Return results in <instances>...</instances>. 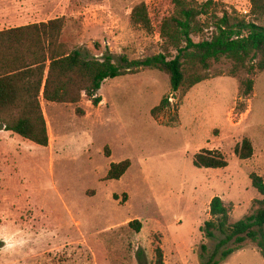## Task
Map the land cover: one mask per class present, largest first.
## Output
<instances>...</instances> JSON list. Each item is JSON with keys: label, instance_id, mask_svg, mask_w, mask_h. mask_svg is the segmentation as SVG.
Here are the masks:
<instances>
[{"label": "rangeland", "instance_id": "1", "mask_svg": "<svg viewBox=\"0 0 264 264\" xmlns=\"http://www.w3.org/2000/svg\"><path fill=\"white\" fill-rule=\"evenodd\" d=\"M25 1L29 22L64 18L71 49L111 55L119 66L163 52L157 33L132 24V9L145 2L153 17L173 11L166 0ZM212 1L252 20L250 0ZM232 68L216 63L206 81L177 92L168 75L142 68L107 80L99 105L86 95L76 104L42 100L48 147L1 128L0 264H156L158 247L164 264H264L250 241L222 261L223 236L206 230L213 198L231 208L232 223L264 199L250 179H264V72ZM244 139L255 150L248 160L235 154ZM202 150L221 152L228 166L196 168ZM125 160L127 173L108 180ZM135 220L140 231L129 225Z\"/></svg>", "mask_w": 264, "mask_h": 264}, {"label": "trees", "instance_id": "2", "mask_svg": "<svg viewBox=\"0 0 264 264\" xmlns=\"http://www.w3.org/2000/svg\"><path fill=\"white\" fill-rule=\"evenodd\" d=\"M100 1V0H97ZM171 14L153 17L149 5L137 4L131 12V22L148 33H157L163 41V52L119 66L111 55L98 59L81 49H71L62 41L65 19L0 31V129L13 132L40 147L50 142L42 100L48 103L81 101L84 95L99 105L98 92L110 79L123 77L142 68L168 75L172 90L190 89L206 81L216 63L223 60L232 65L231 73L264 72V0H250L252 20L236 11L220 8L214 1L166 0ZM194 38H200L198 42ZM247 94L253 90V80L244 81ZM169 104L165 98L154 113ZM249 139L235 148L241 160L254 155ZM198 169H224L228 166L219 151L202 150L194 157ZM131 161L112 164L108 180H120L130 169ZM254 189L264 197V179L253 173ZM247 218L231 222V208L220 197L213 198L212 219L206 223L207 236L220 233L221 260L241 250L246 242L257 245L264 257V199ZM137 231L141 222L129 224ZM156 264H164V252L158 247ZM218 264V262L216 263Z\"/></svg>", "mask_w": 264, "mask_h": 264}, {"label": "crops", "instance_id": "3", "mask_svg": "<svg viewBox=\"0 0 264 264\" xmlns=\"http://www.w3.org/2000/svg\"><path fill=\"white\" fill-rule=\"evenodd\" d=\"M31 18L30 4L25 0H0V27H5V29H0V31L48 22L47 20L29 22ZM54 19L57 18L50 20Z\"/></svg>", "mask_w": 264, "mask_h": 264}, {"label": "built area", "instance_id": "4", "mask_svg": "<svg viewBox=\"0 0 264 264\" xmlns=\"http://www.w3.org/2000/svg\"><path fill=\"white\" fill-rule=\"evenodd\" d=\"M248 12H245V14H247Z\"/></svg>", "mask_w": 264, "mask_h": 264}]
</instances>
